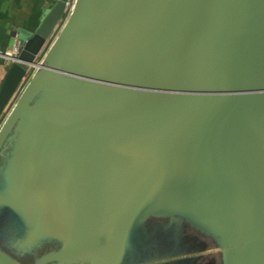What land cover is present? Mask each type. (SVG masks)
Returning a JSON list of instances; mask_svg holds the SVG:
<instances>
[{"label":"water","instance_id":"water-1","mask_svg":"<svg viewBox=\"0 0 264 264\" xmlns=\"http://www.w3.org/2000/svg\"><path fill=\"white\" fill-rule=\"evenodd\" d=\"M68 1L0 85V264H264V0Z\"/></svg>","mask_w":264,"mask_h":264},{"label":"crops","instance_id":"crops-1","mask_svg":"<svg viewBox=\"0 0 264 264\" xmlns=\"http://www.w3.org/2000/svg\"><path fill=\"white\" fill-rule=\"evenodd\" d=\"M53 0H0V53L18 43L15 32L34 29L40 23L47 5ZM9 60L0 54V85Z\"/></svg>","mask_w":264,"mask_h":264},{"label":"built area","instance_id":"built-area-1","mask_svg":"<svg viewBox=\"0 0 264 264\" xmlns=\"http://www.w3.org/2000/svg\"><path fill=\"white\" fill-rule=\"evenodd\" d=\"M73 7V0H69L67 3V8H66V13L65 16L63 17V21L64 19H66L67 15L70 13L71 9ZM22 44L20 41H18V43L14 44L12 46V48L10 50L5 51L4 53H0L4 58L8 59V60H16L17 59V55L19 54L20 50H21ZM25 84V83H24ZM22 84V85H24ZM22 87H20L21 90ZM19 93V90H18ZM17 95V94H16ZM16 97V96H15ZM14 97V98H15ZM13 102V101H12ZM11 102V103H12Z\"/></svg>","mask_w":264,"mask_h":264},{"label":"rangeland","instance_id":"rangeland-1","mask_svg":"<svg viewBox=\"0 0 264 264\" xmlns=\"http://www.w3.org/2000/svg\"><path fill=\"white\" fill-rule=\"evenodd\" d=\"M101 41H102V40L99 39V42H101ZM39 60H40V59H39ZM33 69H34V68L31 69V71L29 72V74L32 73ZM27 79H28V78H25L24 81L22 82V84L26 83V80H27ZM22 84H21V85H22ZM21 85H20V87H21ZM20 87H19V89H20ZM18 94H19V93H17L16 97L18 96ZM16 97L13 99V102L11 103V105L15 102ZM11 105H10V106H11ZM9 108H10V107H9ZM216 193H221V194H224V195H229V196H231L232 198H235V199H236V202H237L236 194H235L232 190H230V189H227V188H220L218 191H216ZM27 246H29V244H28Z\"/></svg>","mask_w":264,"mask_h":264}]
</instances>
